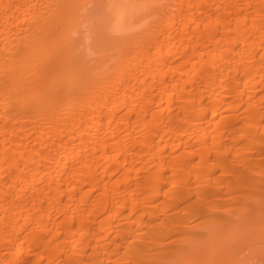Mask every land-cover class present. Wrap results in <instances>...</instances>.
I'll return each mask as SVG.
<instances>
[{"label":"bare ground","instance_id":"obj_1","mask_svg":"<svg viewBox=\"0 0 264 264\" xmlns=\"http://www.w3.org/2000/svg\"><path fill=\"white\" fill-rule=\"evenodd\" d=\"M0 264H264V0H0Z\"/></svg>","mask_w":264,"mask_h":264}]
</instances>
